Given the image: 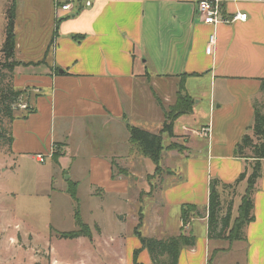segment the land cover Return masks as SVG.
I'll use <instances>...</instances> for the list:
<instances>
[{
  "label": "crops",
  "instance_id": "crops-1",
  "mask_svg": "<svg viewBox=\"0 0 264 264\" xmlns=\"http://www.w3.org/2000/svg\"><path fill=\"white\" fill-rule=\"evenodd\" d=\"M64 1L0 0V53L14 5L13 82L26 91L31 109L21 108L7 123L12 142L9 151L7 144L2 149L9 162L19 156L20 168L31 160L43 165L32 193L67 200L68 216L60 209L59 222L71 219L76 228L59 230L53 221L50 232L78 241V264H135L137 250L139 263L155 264L142 237L181 234L194 235L196 242L182 247L178 264H264V160L244 238L212 237L207 212L215 180L222 215L233 202L234 224L256 160L253 148L244 154L237 148L243 136H254L256 105L264 113V0L225 3L226 12L239 10L247 19L217 25L199 18L198 0H92L91 6L72 0L71 11L58 7ZM180 94L194 104L175 119L174 136L163 133L161 163L167 155L184 157L187 167L170 171L177 179L167 187L161 179L152 192L156 164L132 142L129 126L159 133L165 109ZM173 142L179 148H168ZM39 154L47 155L45 162ZM136 163L141 173L133 171ZM244 171L247 176L238 181ZM73 189L88 232L67 238L61 233L81 229ZM147 203L149 217L139 213ZM185 204H196L203 214L186 226ZM136 214L144 219L134 229L139 239L125 229L131 219L136 225ZM16 227L8 240L29 248L35 233ZM49 253L50 264L63 261L53 247Z\"/></svg>",
  "mask_w": 264,
  "mask_h": 264
},
{
  "label": "trees",
  "instance_id": "trees-1",
  "mask_svg": "<svg viewBox=\"0 0 264 264\" xmlns=\"http://www.w3.org/2000/svg\"><path fill=\"white\" fill-rule=\"evenodd\" d=\"M15 7L14 5L8 12V25L6 28L5 41L3 43L1 52L4 58L2 65L9 67L13 71L14 67L18 65V61L15 60ZM261 90L264 96V79L262 81ZM26 93L24 90H18L13 85L8 88L0 89V117H6L10 120L14 118V110L18 109L15 104L21 102L22 95ZM27 97V94H26ZM194 104L193 98L188 95L180 94L176 105L165 109V121L163 128L159 133H152L138 126L130 125L129 130L131 134V140L137 145L140 152L146 156H149L156 164V171L161 169V157L163 151V133L167 132L170 136H174L173 128L174 121L179 116L188 111H191ZM26 109H30L27 105ZM255 120L253 125L254 136L246 134L243 136L241 142L238 145V153L244 154L248 148H253L256 158L251 174L247 178V188L242 197L241 204L239 206V214L235 219L234 224L231 226V210L233 202L229 203L228 209L225 214L222 215V199L221 192L219 190V182H212V190L210 193V201L208 206V220H209V232L212 237L230 239H239L243 237V228L254 219V191L258 178L261 176L263 169L262 160H264V113L256 105L255 108ZM2 115V116H1ZM255 137V138H254ZM257 140V141H255ZM12 136L8 127H4L0 119V143L11 144ZM168 148H179L178 143H171ZM56 152V151H55ZM56 154V153H55ZM247 176V171H244L239 180H243ZM236 184V183H235ZM235 184H224L221 187L226 188L228 186L235 187ZM213 188H215L213 190ZM71 196L76 202L75 213L76 222L80 225L79 231L62 232L61 236L67 238H74L82 233L88 232V227L82 223L79 211V200L77 198L75 190H71ZM181 217L183 225L186 226L192 219V217H202L200 209L196 204H185L182 207ZM143 245L149 250L153 262L155 264H178L181 249L184 246H193L196 242L194 235L181 234L177 236H171L164 239L142 237ZM138 250L135 253V264H142L137 261ZM164 257V258H163Z\"/></svg>",
  "mask_w": 264,
  "mask_h": 264
},
{
  "label": "rangeland",
  "instance_id": "rangeland-1",
  "mask_svg": "<svg viewBox=\"0 0 264 264\" xmlns=\"http://www.w3.org/2000/svg\"><path fill=\"white\" fill-rule=\"evenodd\" d=\"M2 62H4V58L0 53V89L8 88L11 85L14 86L12 71L9 67L3 66ZM26 94L27 93H24L22 95V103H25ZM15 105L17 107L19 106V108H15L14 114H18L22 107L17 103ZM0 119L3 126L7 128V123L10 119L4 116L0 117ZM168 141L169 140L165 139V142ZM3 145L5 144L0 143V150H2L0 152V162L4 164L2 169H0V188L2 191V193H0V264H50L51 257L49 247H53L64 262L71 261L70 263L72 264H78L79 257L76 255L79 252L78 241L75 239L61 238L54 234V229L52 232H50L49 229L53 221L57 222V225H54V227L59 230H74L76 228V225L71 219H63L62 224L59 222L61 220L60 217H58V211L60 209H62V213H65L64 217L68 216L66 215L68 214L66 209L68 206L67 200H61L55 193L47 195L32 193L35 188L34 174L36 171H40L43 165L31 160L26 161L20 168L19 164L21 159L19 156H11V161L9 162V152L4 154L2 149ZM7 145V150L9 151L10 144ZM237 150H239V148H237ZM187 159L188 158L185 159L184 157H180L179 159L170 158L167 155L161 163L163 167L161 166V169L155 172L153 178L149 177L154 181L152 192L161 186V179L164 180L163 186L166 185L165 187H167L171 185L172 177L175 180L177 178L171 176L170 171L178 168V166L182 168L185 165V167H187ZM149 160L151 164L154 165L151 159ZM3 168H7V170H3ZM132 169L133 171L137 170L141 173L143 167L140 163H136V166ZM176 175L179 176L180 174ZM137 179L139 178L137 177ZM30 188L31 193L27 192ZM233 192V188L228 189L229 196H235ZM82 197L84 198L85 194H82ZM147 205L149 206L148 203L144 205L143 210H137L139 213H142V215L144 213L145 217H149L152 211ZM142 215L136 214L138 218L136 225L132 219L125 225V229L127 228L130 235L137 236L134 234V229L140 223V219H143ZM127 218L131 217L127 216ZM16 223H20L22 229H29L30 232L35 233H31V244L29 248L20 249L8 240V235L15 232L17 229ZM141 225L139 229L146 235L143 222H141ZM137 238L139 239L138 236ZM63 261H58L59 263L57 264H65Z\"/></svg>",
  "mask_w": 264,
  "mask_h": 264
},
{
  "label": "built area",
  "instance_id": "built-area-1",
  "mask_svg": "<svg viewBox=\"0 0 264 264\" xmlns=\"http://www.w3.org/2000/svg\"><path fill=\"white\" fill-rule=\"evenodd\" d=\"M244 2V1H263V0H198V16L199 18L207 24L217 25L220 23H230L235 21H245L247 19L248 14L245 12H241L239 10L235 12H226L224 9V4L227 2ZM93 4L92 0H86V6H91ZM61 9L65 11L73 10L72 0H65L60 6ZM214 42V37L211 36L210 45L207 48V52H212V45ZM20 107L26 108V103H19ZM47 155L39 154L38 160L40 162H45ZM56 263H59L56 260ZM62 264V263H61ZM72 264V263H65Z\"/></svg>",
  "mask_w": 264,
  "mask_h": 264
},
{
  "label": "water",
  "instance_id": "water-1",
  "mask_svg": "<svg viewBox=\"0 0 264 264\" xmlns=\"http://www.w3.org/2000/svg\"><path fill=\"white\" fill-rule=\"evenodd\" d=\"M215 188H213V190H214Z\"/></svg>",
  "mask_w": 264,
  "mask_h": 264
}]
</instances>
